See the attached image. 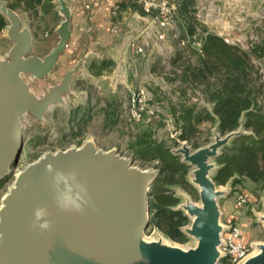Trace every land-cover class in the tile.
Listing matches in <instances>:
<instances>
[{"label":"water","instance_id":"95a60500","mask_svg":"<svg viewBox=\"0 0 264 264\" xmlns=\"http://www.w3.org/2000/svg\"><path fill=\"white\" fill-rule=\"evenodd\" d=\"M55 3L63 15L56 31L59 40L49 53L39 56L32 53L30 29L8 0H0V14L8 21L5 33L12 42L5 57L0 56V179L20 159L27 114L41 120L53 105L77 99L71 83L80 74L83 59L43 93L25 78L42 79L55 71L67 48L71 10L66 0ZM174 130L181 145L173 153L194 167L192 181L202 202L188 199L176 208L192 219L184 231L196 238L194 246L146 241L150 190L159 171L139 168L117 148L105 150L87 140L78 147L43 153L19 171L0 207V264H217L227 229L221 224L219 198L229 192V186L217 188L211 172L221 149L245 131L218 133L211 144L192 150L187 123H175ZM58 173L62 178L57 183ZM60 201L69 209L61 208ZM74 203H80L82 210L75 211ZM38 208L46 210L43 219L51 222L47 230L34 226ZM257 248L238 264H264V242Z\"/></svg>","mask_w":264,"mask_h":264},{"label":"rangeland","instance_id":"374dc122","mask_svg":"<svg viewBox=\"0 0 264 264\" xmlns=\"http://www.w3.org/2000/svg\"><path fill=\"white\" fill-rule=\"evenodd\" d=\"M146 1L152 5L148 12L143 9L140 0H135V6H140L143 14L148 18L146 39L149 45H144L142 48L143 51H151V56L143 62L141 68L132 67L134 86L131 91L126 90L125 87L123 89L125 93H121L122 113L115 117L111 112L108 116L106 110L102 109L104 101H107L105 94H100L90 87L86 91L93 96L89 102L67 99L61 104L53 105L41 120L27 114V122L24 125V146L27 151L25 156L20 157L16 166L11 168V173L0 179V207L4 195L13 186L19 171L37 160L43 153L78 147L87 140L95 141L98 147L105 150L117 148L122 156L130 158L133 165L139 168L159 171L158 160L154 157L156 146L164 144L174 152L181 145L178 137L172 136L174 132L172 117L165 115L172 110V105L180 107V102L184 100L186 104H195L199 109L204 110L205 114L213 108L212 102L204 95L203 83L198 85L192 82L184 83L179 76L186 64L198 63L199 56L203 53V38L207 34H215L244 52H250L252 46L264 38V0ZM181 5L186 6L182 12ZM162 19L168 22L167 31L164 38H159L158 21ZM190 24L194 27L193 33L187 31ZM47 33L50 35L49 31ZM39 44H43V40ZM11 45L12 42L5 36L4 30L0 29L1 57H5ZM40 45L37 47L40 51L47 49L43 46L41 48ZM178 50H181L180 59L174 63L173 58H177ZM249 59V65L252 66L249 72H253L254 77L258 76V84L263 89L259 104L264 111V60L254 52L250 54ZM139 70L141 75L137 74L135 77L134 73H138ZM218 70L224 72L226 69L223 66ZM25 78L35 91L43 93L49 85L60 79V69H56L42 79H34L28 75ZM182 90L186 92L183 93ZM138 93L145 94L147 104L154 109V114L148 121L134 120L124 111L132 96ZM107 105L106 102L105 106ZM215 118V121H206V124L192 128V139H189L192 150L211 144L218 133L223 136L218 128V118ZM238 129L249 131L244 126V116ZM217 158H214L217 167L211 172L213 180L221 167ZM186 164L188 171L184 179L172 183L164 181L160 184V188L165 190L168 196L179 198L178 204L173 208H177L188 199L195 204H202L199 187L192 181L194 167ZM175 177L181 176L176 174ZM226 183L216 184L219 189L229 186V193L221 197V205L225 207V213L221 214V222L226 227L235 222L243 227V240L250 246L249 253L252 254L255 250H259L256 249L257 244L264 242V182L242 176L235 183L234 188L230 180ZM240 194L247 197V202L243 205L237 203ZM188 218L189 222L181 227L186 237L183 240L173 239L158 226L151 224L145 231V240L161 239L183 247L194 246L197 243L196 238L184 231L185 227H189L192 223V219ZM223 258L227 257L222 256L217 264H221ZM227 260L231 263L229 258Z\"/></svg>","mask_w":264,"mask_h":264},{"label":"trees","instance_id":"16d2710c","mask_svg":"<svg viewBox=\"0 0 264 264\" xmlns=\"http://www.w3.org/2000/svg\"><path fill=\"white\" fill-rule=\"evenodd\" d=\"M16 1L18 3L32 1L31 3L34 4L42 2V0ZM10 6L17 7L12 3ZM185 7L181 5V12ZM6 24L5 18L0 14V29H3ZM187 31L193 33V25L190 24ZM202 50L198 63L186 64L179 76L184 83L192 82L195 85L203 83L204 95L213 104L212 111L205 114L204 110L193 103H181L177 121L182 120L187 123L189 138L192 139V128L202 121H215L217 117L219 131L225 135L238 129L244 116V126L249 131L234 137L223 147L217 158L221 167L214 176V181L216 184H225L231 180L233 188L242 176L249 177L253 181L264 182V111L259 104L263 89L258 84V76L254 77V73L249 72L250 67L252 68L249 65L251 53L254 52L264 60V38L253 45L250 52H244L226 43L221 37L210 33L203 38ZM179 55L181 50H178L177 58H173L174 63L180 59ZM110 64L111 62L103 61L100 68L108 67ZM223 66L226 70L219 71L218 69ZM139 144L143 146L142 143ZM23 148L21 157L25 156L27 151L25 146ZM154 150L159 173L150 190L152 203L150 224L158 226L173 239L183 240L186 237L181 227L189 222V218L181 209L173 208L178 204L179 198L168 196L165 190L160 188V184L164 181L172 183L184 179L188 165L164 144H158ZM176 174L181 177L176 178ZM221 264L231 263L227 258H223Z\"/></svg>","mask_w":264,"mask_h":264},{"label":"crops","instance_id":"0c3cea01","mask_svg":"<svg viewBox=\"0 0 264 264\" xmlns=\"http://www.w3.org/2000/svg\"><path fill=\"white\" fill-rule=\"evenodd\" d=\"M8 1L9 5L11 3L17 5L14 8L10 7L19 14L21 23L27 26L32 33V53L39 56L49 53L59 40L56 31L63 20V15L55 0H42L39 4L31 3L32 1L21 3L16 0ZM66 1L71 10V37L66 50L59 58L57 69H60V78L64 71L72 68L78 60L83 59L81 72L71 83L76 100L83 103L84 101L89 102L93 96L89 92L87 94L86 91L93 87L96 92L104 93L106 96L107 101H104V106H102L106 114L109 116V113L114 112L115 117L119 116L123 111L120 104L121 93H125L123 90L125 87L126 90L131 91L134 86L132 67L141 68L143 62L151 56V51L140 52L138 50L139 46L149 45L146 39L148 18L143 14L140 6H135V0ZM5 21L7 24L3 30L6 36L5 30L8 25L6 18ZM47 31L50 35H47ZM42 40L43 44L40 45ZM38 45L41 48L42 46L47 47V49L40 51L37 48ZM103 61L111 62V64L100 68ZM137 74L141 75V70L138 73L135 72L134 76L137 77ZM106 102L107 106H105ZM180 103L186 104L184 100ZM179 108V105H172V110L165 114L166 117H172L173 127L175 123L184 122L177 121ZM198 124L204 125L206 122L202 121ZM219 205L222 214L225 213L221 198H219Z\"/></svg>","mask_w":264,"mask_h":264},{"label":"built area","instance_id":"2783aa9c","mask_svg":"<svg viewBox=\"0 0 264 264\" xmlns=\"http://www.w3.org/2000/svg\"><path fill=\"white\" fill-rule=\"evenodd\" d=\"M143 3V9L145 11H150L152 5L146 0H140ZM167 20L162 19L158 21L159 38H164L167 29ZM138 50L143 51L142 46L138 47ZM127 114H130L131 118L134 120H145L151 119L154 114V109L147 104L146 95L143 93H138L132 96L130 102L127 104V108L124 110ZM147 119V120H146ZM174 131V130H173ZM178 137V131H174L172 136ZM247 202V197L240 194L237 199L239 205H243ZM244 229L238 223L229 224L227 226L226 232L222 234V244L219 246L221 254L223 257L229 258L232 264L240 263L244 258H246L249 253V247L243 240Z\"/></svg>","mask_w":264,"mask_h":264},{"label":"clouds","instance_id":"9594fccd","mask_svg":"<svg viewBox=\"0 0 264 264\" xmlns=\"http://www.w3.org/2000/svg\"><path fill=\"white\" fill-rule=\"evenodd\" d=\"M48 170L51 171L52 170V165L49 164L47 166ZM61 174H57V183L59 182V180L61 179ZM74 206V210L75 211H81L82 210V205L80 203H74L72 204ZM60 207L65 209V210H68L69 209V205L66 204L65 202L63 201H60ZM47 215L46 213V210L44 208H38L35 212V221H34V226L36 224L39 225V227L43 230H47L51 227V222L49 220H46V219H43L45 216ZM42 221V222H41ZM3 234L0 233V236H2Z\"/></svg>","mask_w":264,"mask_h":264},{"label":"bare ground","instance_id":"6f19581e","mask_svg":"<svg viewBox=\"0 0 264 264\" xmlns=\"http://www.w3.org/2000/svg\"><path fill=\"white\" fill-rule=\"evenodd\" d=\"M23 150H24V148H23ZM20 157H21V155H20ZM20 174V172H18L17 174H16V177L18 176ZM199 205V204H198ZM222 224V223H221ZM256 251V250H255ZM255 251L252 253V254H254L255 253ZM258 251V250H257Z\"/></svg>","mask_w":264,"mask_h":264}]
</instances>
